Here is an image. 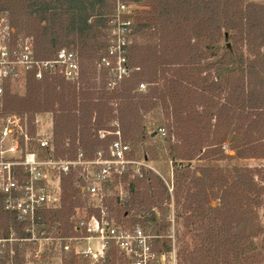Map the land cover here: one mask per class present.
<instances>
[{"label": "trees", "instance_id": "trees-1", "mask_svg": "<svg viewBox=\"0 0 264 264\" xmlns=\"http://www.w3.org/2000/svg\"><path fill=\"white\" fill-rule=\"evenodd\" d=\"M132 1L148 8L133 26L134 37L146 41L130 45L129 76L110 88V75L99 64L116 0H0V15L9 16L11 28L25 31L39 56L52 57L65 43L78 50L82 65L80 86L58 77L37 81L30 76L25 99L12 94L8 86L0 119L9 113L31 112L34 120L37 113L54 112L57 155L73 159L79 150L92 155L106 148L99 132L111 129L106 125L113 120L126 140L143 142L150 136L144 116L162 107L165 116L172 117L180 141L172 145V153L178 154L173 160H194L203 149L216 145L223 133L238 137L239 159L264 160V5L245 0ZM103 8H112V13L105 16ZM84 60L92 61L88 72ZM96 77L101 78L99 88L90 82ZM166 141L171 143V138ZM224 157L232 158L223 152L218 160ZM181 167L177 165L176 176ZM75 182L73 177L65 183L68 196L62 209L48 215L49 231L66 234L73 229L70 218L75 208L84 206ZM152 187L157 190L151 192ZM129 190L128 200H117L118 206L122 204L117 213L138 214L147 206L149 217L143 224L156 219L153 198L160 209L170 194L161 178L152 172L148 177L144 171L134 177ZM184 190L187 210L212 224L199 264L209 257L212 264L222 260L227 264V257L243 241L235 230L260 204L264 167L199 168ZM212 201L218 205L211 207ZM12 225L16 226L14 218L3 211L0 200V228ZM64 264L84 263L70 255Z\"/></svg>", "mask_w": 264, "mask_h": 264}, {"label": "built area", "instance_id": "built-area-1", "mask_svg": "<svg viewBox=\"0 0 264 264\" xmlns=\"http://www.w3.org/2000/svg\"><path fill=\"white\" fill-rule=\"evenodd\" d=\"M133 6L132 0H116L108 17L107 47L99 69L110 75V88L130 73ZM81 75L77 51L61 47L52 57H41L31 38L13 41L9 25L0 19L1 108L6 88L26 85L30 76L37 81L58 77L80 86ZM43 121L39 115L33 120L27 114L0 119V200L3 211L16 223L0 228V264H64L70 255L84 264H179L172 235L162 234L151 222H118L110 212L106 185L126 174L141 176L145 165L132 156L120 131H100L99 138L105 142L114 136L106 148L92 155L79 150L70 159L57 155L52 118L46 128ZM73 177L84 206L75 208L69 233L49 231L47 217L62 209L64 185ZM123 195L120 201H125ZM164 239L172 245L162 247Z\"/></svg>", "mask_w": 264, "mask_h": 264}, {"label": "rangeland", "instance_id": "rangeland-1", "mask_svg": "<svg viewBox=\"0 0 264 264\" xmlns=\"http://www.w3.org/2000/svg\"><path fill=\"white\" fill-rule=\"evenodd\" d=\"M246 3H254L264 5V0H245ZM148 8L141 3H135L133 9L131 10L130 18L136 22L137 19L143 17L147 12ZM101 12L106 16L112 13V8H103ZM0 19L4 20L6 25H9L11 31V37L13 41L24 39L25 31L18 27L11 28V20L8 15H0ZM145 38L134 37L132 43H144ZM66 42V41H65ZM62 47H68L78 52L74 49L72 45L63 44ZM79 53V52H78ZM91 60H84L85 69L90 71ZM92 85H96L97 88L102 86L101 78L96 77L90 79ZM109 86V85H108ZM27 86L24 84H19L10 87L12 94L18 95L20 98H26ZM0 106V110H1ZM26 112V111H24ZM10 114H21L23 113H9L2 117ZM29 117L33 115L31 112H26ZM43 121V126L46 128V124L50 118L53 120L54 125V112H43L37 113ZM172 117L167 118L165 116V110L159 107L144 116V126L149 132L150 136L141 143H136L135 141H128L123 136L121 132V138L123 142L127 143L132 150V156L140 161L145 162L142 172L146 173V176L150 177V172L161 178L169 189V198L163 201L162 208H158V202L156 198H153L154 208L156 212L155 221L151 222L155 229L159 230L162 234L172 235L175 240V246L178 250L179 264H199L203 260V253L205 252V238L208 233V229L212 228L210 220H202L195 217L193 211L187 210L186 202V192H184V187L190 185L192 176L196 173L199 168H215L221 170L233 169L235 167L239 168H256L264 167V160L262 159H239L236 155L237 149L240 145L238 137L234 134L223 133L218 138L216 145L212 147H206V155H202L203 152L195 157L192 161H182L177 159L173 160L174 155L178 156L177 153H172V145L180 144L174 128H173ZM117 120H113L110 124L106 125L109 132L113 130L121 131V126L118 124ZM115 128V129H114ZM105 130V129H103ZM106 130V131H108ZM156 132L158 133L156 137ZM114 136H109L105 145H109L113 140ZM171 138V143H168L166 139ZM106 147V146H105ZM183 148H180V153H182ZM223 152L227 156L232 158L224 157L222 160H218V155ZM181 163L182 167L179 170L178 176H176L177 165ZM134 177L128 174V179L118 178L111 183L107 184L104 192L108 194V205L112 210L113 216L118 222H125L129 224L143 223L148 216L147 206H145L142 211L138 214L135 211H129L128 217L120 216L117 213L121 206H118L117 200L123 193L126 196L125 200L130 197L129 186ZM150 181H146L149 184ZM157 188L152 187L151 192H155ZM68 192H66V197ZM120 201V200H119ZM122 202V201H121ZM218 205L217 201L211 202V207H216ZM248 215V220L246 223L242 224L239 228L235 230V234L242 237L243 241L240 244L237 252L232 253L227 257V264H264V192L260 198V204L252 207ZM167 227L165 230L163 227ZM174 243V242H173ZM172 245L168 239H164L162 247L167 245ZM165 248V247H164ZM222 258H225V251H222ZM205 264H212V258H207ZM221 264H225L221 261Z\"/></svg>", "mask_w": 264, "mask_h": 264}, {"label": "water", "instance_id": "water-1", "mask_svg": "<svg viewBox=\"0 0 264 264\" xmlns=\"http://www.w3.org/2000/svg\"><path fill=\"white\" fill-rule=\"evenodd\" d=\"M228 47H230V45H228Z\"/></svg>", "mask_w": 264, "mask_h": 264}]
</instances>
